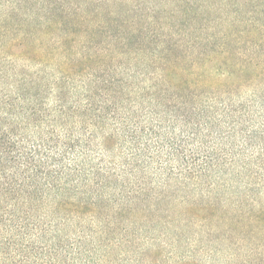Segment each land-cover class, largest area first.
<instances>
[{
  "label": "trees",
  "instance_id": "trees-1",
  "mask_svg": "<svg viewBox=\"0 0 264 264\" xmlns=\"http://www.w3.org/2000/svg\"><path fill=\"white\" fill-rule=\"evenodd\" d=\"M37 17L0 25V264H264L263 42Z\"/></svg>",
  "mask_w": 264,
  "mask_h": 264
},
{
  "label": "rangeland",
  "instance_id": "rangeland-1",
  "mask_svg": "<svg viewBox=\"0 0 264 264\" xmlns=\"http://www.w3.org/2000/svg\"><path fill=\"white\" fill-rule=\"evenodd\" d=\"M49 4H53V7L59 10L50 8ZM15 9L27 17L29 13H33L35 17L40 15V20L43 19L45 25L48 24L50 27L67 30L69 26L76 25L73 28L79 30V33L73 34L72 39L78 41L91 42L92 33L89 27L101 26L105 28L103 30L105 34H111L113 28L118 31L125 28L129 31L130 28L150 33L161 29L173 32L175 40L188 46L204 39L200 37L201 31L209 33L233 31L239 37L236 38V46L247 45L253 40L262 41L264 44V0H0V25L4 27L21 25L19 18L3 21L4 15ZM59 11L69 12L70 15L77 12L78 17L82 15L83 21H70L66 27L68 21H62L55 15ZM184 34L186 37H183ZM92 38H96L93 41L103 44L113 42L111 38L103 35ZM149 40L146 39V42ZM211 43L213 47H217L221 42ZM186 57L202 65L201 71L204 75L209 71L215 72L216 63H210V60L214 59H209L208 55L195 54L194 57L188 55ZM223 75L220 79L227 80V73L224 72Z\"/></svg>",
  "mask_w": 264,
  "mask_h": 264
}]
</instances>
